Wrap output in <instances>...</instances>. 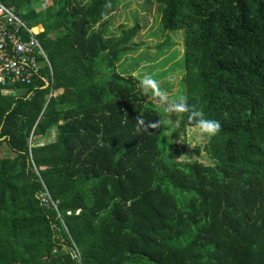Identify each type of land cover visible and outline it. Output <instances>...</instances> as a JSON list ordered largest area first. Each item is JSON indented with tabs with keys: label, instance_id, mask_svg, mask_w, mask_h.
Wrapping results in <instances>:
<instances>
[{
	"label": "trees",
	"instance_id": "obj_1",
	"mask_svg": "<svg viewBox=\"0 0 264 264\" xmlns=\"http://www.w3.org/2000/svg\"><path fill=\"white\" fill-rule=\"evenodd\" d=\"M51 1L0 0L54 70L51 86L0 87V264H76L73 240L84 264H264V0H155L164 31L184 32L182 97L221 125L197 149L211 164L183 159L180 128L118 71L141 26L97 29L117 1Z\"/></svg>",
	"mask_w": 264,
	"mask_h": 264
},
{
	"label": "rangeland",
	"instance_id": "obj_2",
	"mask_svg": "<svg viewBox=\"0 0 264 264\" xmlns=\"http://www.w3.org/2000/svg\"><path fill=\"white\" fill-rule=\"evenodd\" d=\"M86 2V0H79ZM119 7L109 17L99 24L97 29L103 28L108 37L119 38L124 30L139 24L141 30L129 43L125 57L118 63V71L133 74L140 80L146 77L154 79L161 90L168 95L169 101H179L185 94V71L181 68L184 63V32H166L161 25V6L155 0H116ZM52 4L51 0H34V6L46 11ZM170 37L168 43L167 38ZM150 99L160 106L159 98L149 88ZM179 116L177 120L174 116ZM168 124L180 128L178 142L186 146L183 159L199 158L204 163L211 164V157L202 148L208 135L202 134L195 126L182 128V113H166ZM172 128V129H173ZM55 134V137L53 136ZM58 132L52 131L49 137L36 138V142L54 141ZM168 136L171 131H168ZM52 136V137H51ZM48 139V140H47Z\"/></svg>",
	"mask_w": 264,
	"mask_h": 264
},
{
	"label": "built area",
	"instance_id": "obj_3",
	"mask_svg": "<svg viewBox=\"0 0 264 264\" xmlns=\"http://www.w3.org/2000/svg\"><path fill=\"white\" fill-rule=\"evenodd\" d=\"M48 68L47 76L43 70ZM46 81L47 86L54 83V70L41 40L35 30L21 17L15 14L14 9L0 2V87L2 94H11L18 85H30L37 81ZM34 93H31L32 96ZM52 96V92L49 98ZM38 172L37 168H35ZM39 174V172H38ZM43 189L37 197L46 208L53 209L57 213V219L68 230L65 216L60 207V201L56 200L46 183L42 180ZM77 211V213H79ZM73 212L68 211L71 215ZM60 230V227L57 226ZM73 240V239H72ZM64 242L65 239L62 238ZM67 250L71 252L76 264H84L82 252L73 240V246ZM56 251V250H55Z\"/></svg>",
	"mask_w": 264,
	"mask_h": 264
},
{
	"label": "clouds",
	"instance_id": "obj_4",
	"mask_svg": "<svg viewBox=\"0 0 264 264\" xmlns=\"http://www.w3.org/2000/svg\"><path fill=\"white\" fill-rule=\"evenodd\" d=\"M141 86L145 93L148 92L149 88L153 90L155 96L159 98V103L164 107L165 113H189V121L193 122L195 127L198 128L202 134H206L209 137L216 135L220 131L219 121L206 118L202 111H196L191 106H189L183 97L179 101L170 102L168 95L165 91L161 90L158 83L152 79L146 77L141 81ZM140 125L144 124L143 120L139 121ZM175 125H170L169 131ZM152 128L158 127V124L152 123ZM139 131V128L137 129Z\"/></svg>",
	"mask_w": 264,
	"mask_h": 264
},
{
	"label": "crops",
	"instance_id": "obj_5",
	"mask_svg": "<svg viewBox=\"0 0 264 264\" xmlns=\"http://www.w3.org/2000/svg\"><path fill=\"white\" fill-rule=\"evenodd\" d=\"M53 136L55 137V134H53ZM52 137V136H51ZM45 140H46V138H45ZM48 140V139H47Z\"/></svg>",
	"mask_w": 264,
	"mask_h": 264
}]
</instances>
